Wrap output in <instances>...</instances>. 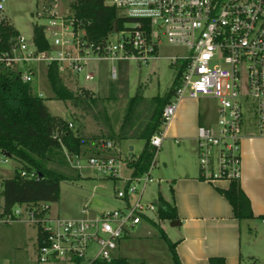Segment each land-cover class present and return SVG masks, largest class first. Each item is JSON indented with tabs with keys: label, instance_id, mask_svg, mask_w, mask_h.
<instances>
[{
	"label": "built area",
	"instance_id": "built-area-1",
	"mask_svg": "<svg viewBox=\"0 0 264 264\" xmlns=\"http://www.w3.org/2000/svg\"><path fill=\"white\" fill-rule=\"evenodd\" d=\"M3 3L0 0L1 18ZM106 3L117 9L118 18L112 30L96 41L89 37L86 22L77 18L74 11L61 14L57 0H43L34 11L41 22L34 25L43 27L49 47L39 50L32 35L28 40L18 33L11 50L0 53V62L17 70L23 82L33 81L36 64L46 61L47 67L57 65L61 77L79 83L81 76L87 81L99 77L98 69H89L91 62L108 61L110 83L120 80L124 65L129 68L135 62L141 67L161 58L165 47L179 49L167 56L174 68L173 76L180 74V78L164 107L161 130L151 143L159 150L163 128L175 117L183 99H213L215 124H200L197 130L200 178L211 183L240 179L241 141L246 131L244 106L250 105L253 111L249 135L264 138V0ZM39 95L44 97L42 92ZM69 126L73 127V123ZM102 149L88 156L66 152L72 168L89 166L115 181V196L122 206L94 215L86 206L81 217L54 216L49 202L17 203L4 212L0 179V225L17 221L31 224L36 229V257L40 262L111 261L120 241L131 230L144 220H160L158 201L144 199L147 184L154 180L155 162L144 174L125 179L122 166H128L127 161L134 156H122L118 144L111 140L104 142ZM8 159L0 152V164ZM18 175L24 179L41 178L31 168L18 169Z\"/></svg>",
	"mask_w": 264,
	"mask_h": 264
},
{
	"label": "trees",
	"instance_id": "trees-1",
	"mask_svg": "<svg viewBox=\"0 0 264 264\" xmlns=\"http://www.w3.org/2000/svg\"><path fill=\"white\" fill-rule=\"evenodd\" d=\"M72 7L75 16L86 22L89 37L96 41L112 30L118 18L117 9L108 5L106 0H75ZM18 33L4 17H0V53L11 50ZM32 39L39 50L49 47L42 26L33 25ZM47 73L57 99L70 100L74 105L92 108L101 103L102 98L94 91L84 87L74 91L67 87L55 63L48 66ZM179 78L180 74L173 78L172 85L164 95L157 94L150 98L144 95L145 86L140 83L135 94L129 99L119 128L114 127L111 117L105 113L102 114L104 123L100 127V133L87 136L71 128L67 119L51 113L45 98L36 90V78L31 82H23L17 70L0 62V152L19 164L12 177L2 180L4 212H9L17 203H51L59 200L61 182L67 177L48 167L47 162L56 155L65 157L64 152L69 155L85 154L88 150L96 153L95 149L86 147L91 145L92 141L103 148L104 142L109 140L116 144L127 139L144 140L140 154L127 162L132 169L133 177L147 172L155 162L158 152L157 147L151 143L152 137L161 130L164 107L174 95ZM120 80L127 88L129 85L127 65L122 67ZM118 90L114 82L109 83L110 97ZM57 131L60 136H57ZM20 168L35 169L41 174V178L39 180L21 178L18 175ZM218 190L229 200L238 219L253 217L250 199L242 189L240 179L231 181L227 189ZM158 205L160 219L177 218L176 207L161 195L158 198ZM152 222L169 243L175 264H182L176 253V244L168 238L158 223ZM211 263L225 264V261L222 258H211ZM99 264L131 263L125 258H114L111 261H101Z\"/></svg>",
	"mask_w": 264,
	"mask_h": 264
},
{
	"label": "crops",
	"instance_id": "crops-1",
	"mask_svg": "<svg viewBox=\"0 0 264 264\" xmlns=\"http://www.w3.org/2000/svg\"><path fill=\"white\" fill-rule=\"evenodd\" d=\"M199 102L185 98L179 103L175 117L163 128L164 138L152 170L157 188L151 201H158L161 195L174 205L177 210L174 220L178 223L173 225L174 220L169 219L142 221L120 241L115 258H125L131 264H148V258L133 255L132 251L136 245L145 243L155 226L152 221H155L176 244L182 264H212L211 258H222L225 264H264V138L252 137L247 127L241 141L240 181L250 199L253 217L240 220L229 200L218 190L227 189L230 182L211 183L200 178L197 130L200 124H215L217 115L216 119H207ZM130 140L133 139L127 141L129 155L138 156L144 144L137 150ZM86 147L95 149L96 153L103 150L93 141ZM118 147L127 151L124 143ZM8 161L13 172L7 177L0 176L1 180L12 177L19 167L11 158ZM81 170H78L80 175ZM165 222H169L166 227ZM23 228L0 225V264H89L87 260L37 261L36 229L32 236Z\"/></svg>",
	"mask_w": 264,
	"mask_h": 264
},
{
	"label": "rangeland",
	"instance_id": "rangeland-1",
	"mask_svg": "<svg viewBox=\"0 0 264 264\" xmlns=\"http://www.w3.org/2000/svg\"><path fill=\"white\" fill-rule=\"evenodd\" d=\"M42 1L43 0H4L3 16L7 22L30 40L33 25L37 22H41V20L35 17L34 11ZM74 1L75 0H57L59 13L65 14L73 12L74 9L72 4ZM175 52H179V49L165 47L161 51L162 57L152 60L147 65L140 67L135 62H131L128 68V87L126 88L121 80L114 82L119 90L115 92L113 97H110L108 83L111 62L101 61L91 62L89 64V69L93 72H97L98 69L99 77L96 80L87 81L81 76L79 78V83H77L74 82L72 78L66 76L62 77L65 81V85L71 90L77 91L79 87H84L96 92V95L98 94L100 98H102V101L97 106H94V108L84 105L85 108L83 105H74L70 100L64 101L57 99L48 78L46 61L36 64V90L44 94L45 103L49 107L51 113L54 115H61L68 121L73 122L74 125L71 128H74L76 131L81 130V134L91 136L92 134L100 133V127L102 123H104L102 114L105 113L111 117V122L114 124V127L118 129L125 114L129 99L135 94L140 83L145 86L144 95L148 98L157 94L164 95L170 88L174 78V68L170 65L167 56L175 54ZM18 69H20V66ZM199 107L202 114H204L207 119H216L215 100L210 98L201 99ZM244 116L245 129L247 127L250 128V123H252L253 119V111L250 105L244 106ZM127 141L128 139L120 143L121 146L122 143H124L125 150H127L125 152L122 147L119 148L122 156L130 154ZM129 142L133 143L137 150L140 145L144 144V140L141 139H133ZM64 154L65 157L56 155L47 162L48 167L63 173L67 177V179L61 182L59 200L51 202L52 214H59L62 217H81L83 216L81 212L86 206L91 215L97 214L103 210L122 206L120 200L115 196L116 188L113 179L103 177L89 166L82 168V175L78 176V170L72 168L66 152H64ZM91 154H93V152H90V150L85 153L87 156ZM10 163L11 162L8 161V163L0 164L1 177H7L12 174L13 169ZM131 172L128 166H122L121 174L125 179L131 176ZM120 182L122 186H125V181L121 180ZM156 188V182L148 183L144 199L151 200V197H154L156 193ZM163 225L166 227L169 225V222H165ZM4 226H12L16 229L24 227L23 229H27L28 233L32 236L35 234V228L27 222L17 221L4 224ZM153 228V231L148 235L145 243L133 247V255L137 254L138 256L148 258V264H175L169 243L162 237L158 227L154 226Z\"/></svg>",
	"mask_w": 264,
	"mask_h": 264
},
{
	"label": "water",
	"instance_id": "water-1",
	"mask_svg": "<svg viewBox=\"0 0 264 264\" xmlns=\"http://www.w3.org/2000/svg\"><path fill=\"white\" fill-rule=\"evenodd\" d=\"M97 95H98V94H97ZM176 223H178V220H174V221L172 222L173 225L176 224Z\"/></svg>",
	"mask_w": 264,
	"mask_h": 264
}]
</instances>
